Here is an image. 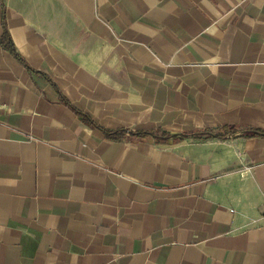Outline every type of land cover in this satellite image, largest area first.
Returning <instances> with one entry per match:
<instances>
[{
	"label": "crops",
	"instance_id": "1",
	"mask_svg": "<svg viewBox=\"0 0 264 264\" xmlns=\"http://www.w3.org/2000/svg\"><path fill=\"white\" fill-rule=\"evenodd\" d=\"M249 129L264 0H0V264H264Z\"/></svg>",
	"mask_w": 264,
	"mask_h": 264
},
{
	"label": "trees",
	"instance_id": "2",
	"mask_svg": "<svg viewBox=\"0 0 264 264\" xmlns=\"http://www.w3.org/2000/svg\"><path fill=\"white\" fill-rule=\"evenodd\" d=\"M199 131H194L193 133H198ZM229 132H235V131H226V130H223V131H215L213 129H209V130H204V134L203 135H197L196 137L197 138H203V137H217V138H225L226 135L229 133ZM248 134L246 135H249V136H256V135H264V131H261V130H258V129H249L248 131ZM120 132L116 133V134H119ZM210 133H212L213 135H211ZM122 134H124V132H122ZM133 136L135 135V133H131ZM171 133L166 131V130H163V129H157V130H154L152 132H140L138 133V137H146L148 135H152V136H155L159 141H164L166 136H169ZM189 134V133H188ZM176 139H181V137L179 138H176Z\"/></svg>",
	"mask_w": 264,
	"mask_h": 264
},
{
	"label": "water",
	"instance_id": "3",
	"mask_svg": "<svg viewBox=\"0 0 264 264\" xmlns=\"http://www.w3.org/2000/svg\"><path fill=\"white\" fill-rule=\"evenodd\" d=\"M246 131H241V132H237V133H233V134H228L226 136V138H232V137H236V136H240L245 134ZM204 134V132H198V133H191V134H186V133H176L173 134L172 137H195L197 135H201ZM211 135H213L212 133H210Z\"/></svg>",
	"mask_w": 264,
	"mask_h": 264
}]
</instances>
